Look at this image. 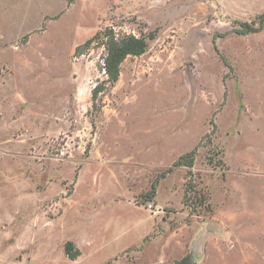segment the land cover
Segmentation results:
<instances>
[{
	"label": "rangeland",
	"instance_id": "1",
	"mask_svg": "<svg viewBox=\"0 0 264 264\" xmlns=\"http://www.w3.org/2000/svg\"><path fill=\"white\" fill-rule=\"evenodd\" d=\"M263 13L0 0V264H264V25L239 32ZM107 29L154 33L113 84L104 36L86 44ZM192 150V168L175 166Z\"/></svg>",
	"mask_w": 264,
	"mask_h": 264
},
{
	"label": "trees",
	"instance_id": "2",
	"mask_svg": "<svg viewBox=\"0 0 264 264\" xmlns=\"http://www.w3.org/2000/svg\"><path fill=\"white\" fill-rule=\"evenodd\" d=\"M259 23V27H253L249 23H244V27L239 29V32L248 33L260 30V28H262V26L264 25V13L259 16ZM99 36H104L103 44L106 48L107 53L104 57L103 69L105 70L108 77V81L111 84L118 80L120 75V67L125 58L129 55L143 54L149 47L150 40L154 39V33H149L147 36L138 37L132 34L116 35V33L112 29H107L105 31L98 32L93 38L89 39L86 44L91 43L94 39L98 38ZM101 87L102 86L97 85L93 89V99H95L98 94L102 91ZM194 160L195 150H192L180 156L179 159L176 160L175 166H187L189 168H192V166L194 165ZM189 172H192L191 169H189ZM190 190L193 189L190 184H188L186 188V195H189ZM151 191H148L143 195V198L145 200L151 199V194L149 192L154 193L156 191V184L152 185ZM196 199L199 200L201 204L207 201V197L205 194L197 195ZM184 203L187 206L191 207L190 210L192 213L195 212V201L191 199L190 195L189 198H185ZM65 250L71 259H75L79 255V250L76 249L72 241H68L66 243ZM175 264H192V262L187 258L176 261Z\"/></svg>",
	"mask_w": 264,
	"mask_h": 264
},
{
	"label": "built area",
	"instance_id": "3",
	"mask_svg": "<svg viewBox=\"0 0 264 264\" xmlns=\"http://www.w3.org/2000/svg\"><path fill=\"white\" fill-rule=\"evenodd\" d=\"M148 208L150 209L153 216H159V214H162L164 212L161 206L156 205L152 202L148 203Z\"/></svg>",
	"mask_w": 264,
	"mask_h": 264
},
{
	"label": "water",
	"instance_id": "4",
	"mask_svg": "<svg viewBox=\"0 0 264 264\" xmlns=\"http://www.w3.org/2000/svg\"><path fill=\"white\" fill-rule=\"evenodd\" d=\"M217 227L213 224H208L207 225V230L209 231V233H212L213 231H215Z\"/></svg>",
	"mask_w": 264,
	"mask_h": 264
}]
</instances>
